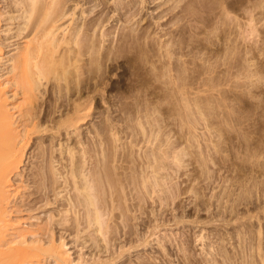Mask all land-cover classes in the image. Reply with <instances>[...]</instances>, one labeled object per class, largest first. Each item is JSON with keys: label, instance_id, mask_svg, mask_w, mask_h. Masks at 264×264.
<instances>
[{"label": "rangeland", "instance_id": "374dc122", "mask_svg": "<svg viewBox=\"0 0 264 264\" xmlns=\"http://www.w3.org/2000/svg\"><path fill=\"white\" fill-rule=\"evenodd\" d=\"M165 1L139 4V15L133 20L129 12L117 16L108 8L101 11L100 6L87 7V20L99 18L104 11V16H112L103 28L106 40L97 34L93 38L95 44L99 43L95 50L99 56L94 55V62L93 56L89 57V76L84 74L92 86L88 100L94 96L89 121L69 132L54 130L41 133L40 138L37 135L39 139L35 136L31 149H27L21 178L19 175L14 180L21 182L23 174L26 184L18 185L28 184L30 174L42 163L33 155L46 145L54 147L57 160L64 164L68 156H61V146L64 151L67 146L82 153L87 149L89 156L97 155L99 144L100 151L108 146L107 153H116L113 167L122 166L119 171L125 175L142 168L150 146L154 151L161 149L156 153L161 156L166 151L162 156L168 160L162 161L167 166L161 173L167 175V185L173 193H169L170 206H166L168 201L157 198L162 193L145 202L143 211L147 214L140 212L142 216L135 223L139 225L138 233L152 242L127 256L126 264H211L212 260L214 264H264V0H178L179 6L176 0L164 5ZM1 2L4 5L10 0ZM189 4L192 8H188ZM80 19L79 23L85 21ZM5 27L4 32L8 29ZM1 32L6 45L25 42L8 40L13 31L9 35ZM100 46H105L101 47L102 54ZM15 52L6 53L0 61L2 82L8 79V55ZM57 114V121L67 116L59 119ZM150 134L155 135L152 138ZM175 156L181 159L178 165ZM88 159L87 168H91L94 157L93 161ZM137 200L134 203L139 204ZM163 222L167 225L152 235L151 227ZM123 236L121 241L127 242ZM70 245L72 257L82 254L85 259L94 258L91 250Z\"/></svg>", "mask_w": 264, "mask_h": 264}, {"label": "bare ground", "instance_id": "6f19581e", "mask_svg": "<svg viewBox=\"0 0 264 264\" xmlns=\"http://www.w3.org/2000/svg\"><path fill=\"white\" fill-rule=\"evenodd\" d=\"M170 1L172 0H166L163 4ZM139 4H147V0H10L7 6H4L0 0V5L6 7L4 9L3 6H0V30L4 32L2 28L6 26L8 35L12 31L15 32L14 34L12 32L13 35L9 36L8 40L16 38L25 40V42H21L22 44L12 40L13 42H8L6 45L4 41L7 39L4 40L0 35V61L4 59L6 53L9 54L10 51L16 50L15 53L8 55L10 63L9 70L7 69L8 79L0 81V264H126L127 256L136 252V249L141 246L146 248L152 242L148 238L144 239L143 235L138 233L136 228L138 224L135 222L139 220L140 212L147 214L146 211H143L145 210L144 206L146 207L145 202L151 200L155 194L162 193V195L159 194L160 197H157L162 202H169V198L173 194L167 185V175H164L165 172L161 173L167 166L162 161V154L166 151L162 152L160 156V152L158 155L156 152L161 149L154 151L151 146L149 147L151 149L147 150L146 148L147 153L144 154L145 159L142 160L144 164L140 166L142 168L138 172L132 171L133 173L125 175L127 173L123 174L122 171H119L123 169L122 166L113 167L114 163L111 162L114 161L116 153L114 155L107 153L108 146L107 149L104 148L105 152L103 149L102 152L99 150V144L96 149L98 150L97 155L94 153L95 156H89L87 149L82 153L76 150V147L67 146L64 151L61 146V156L62 154L68 156V163L64 164L57 160L54 147L48 148L46 145V147H42L41 151L39 150L40 153L33 155L42 163L40 166L38 165L37 171L30 174L31 177L29 176L30 178L27 180L28 184L26 186L18 185L19 183L26 184L23 174L21 182L16 183L15 181L19 175L21 178L20 172L27 156V149H31L35 136L38 138L41 133L44 135V132L50 133L54 130H57L58 133H61L63 129L69 132L72 127L77 128L79 123L83 126L89 121L90 104L94 101L91 100L94 99V96L90 98L91 101L88 100L87 93L92 89V86L88 83L89 80L87 82V77L84 74H88L86 70L88 71V65L91 64L89 62L91 60L94 62V55L99 56L98 51L95 52L97 44L99 45L97 43L99 39H96L97 44H95L93 38H96L97 34L99 38L105 39L106 33L103 28L107 24L106 22L110 21V13L104 16L103 14L106 12L104 11V13L98 14L99 18L87 20L88 16L85 17V15L88 10L100 6L101 11L108 8L110 12H116L117 16H121L123 12L126 14L129 12L130 18L133 20L139 15L137 9ZM190 4L188 8H192ZM176 6H179V1ZM76 15L78 16L76 17ZM80 17L85 19L83 23L78 22L81 20ZM104 39H102L103 42ZM14 45L18 47L10 49ZM101 47L105 46L98 48L99 53L102 54ZM110 51L112 52V50ZM92 56L93 58L90 60L89 57ZM94 68L92 67L93 70ZM87 74L86 76H89ZM93 92L95 91L93 90ZM56 113L60 114H57L58 118L59 116L62 118L65 114L68 117L65 115V119L57 121L55 120ZM145 133L142 135L144 136ZM69 134L71 135V132ZM156 140L159 141L158 138ZM128 146L130 145L128 144ZM163 149L166 148L163 147ZM87 156L91 160L94 157L93 166L91 168L89 166L90 170L87 168V160L89 161ZM176 156L178 157V155ZM164 158L166 160V157ZM160 159L163 163L159 162ZM178 159H176V164ZM121 160L124 161V159ZM59 164L60 167H58ZM126 179L129 183H126ZM138 181L139 183H137ZM20 189L27 192L20 191ZM137 199L140 200L139 204L134 203ZM155 199L156 197L154 201ZM168 205L170 206V202L166 206ZM159 210L161 212V209ZM151 211L153 210L151 209ZM42 213L46 216L41 217ZM165 225L167 224L163 222V224L151 227L154 228L151 234L155 236L158 234L156 230ZM123 235L127 242L121 241ZM69 237L71 238L68 240ZM138 242L140 243L138 244ZM70 244L91 250V255H94V258L85 259L82 254L77 258L72 257ZM107 253L109 255L106 256ZM212 261L211 264H214V260Z\"/></svg>", "mask_w": 264, "mask_h": 264}]
</instances>
